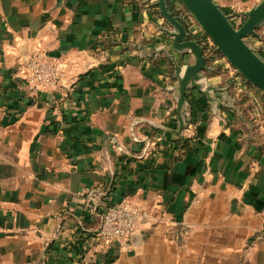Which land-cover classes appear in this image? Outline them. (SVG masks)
<instances>
[{
  "label": "crops",
  "instance_id": "crops-1",
  "mask_svg": "<svg viewBox=\"0 0 264 264\" xmlns=\"http://www.w3.org/2000/svg\"><path fill=\"white\" fill-rule=\"evenodd\" d=\"M213 1L237 23L261 0ZM155 3L0 0V264H264V93L227 84L215 57L209 97L189 90L181 136L163 130L177 77L162 50L194 60ZM250 39L264 60V24ZM32 53L63 64L59 87H28ZM123 200L148 220L102 243L100 203Z\"/></svg>",
  "mask_w": 264,
  "mask_h": 264
},
{
  "label": "water",
  "instance_id": "water-1",
  "mask_svg": "<svg viewBox=\"0 0 264 264\" xmlns=\"http://www.w3.org/2000/svg\"><path fill=\"white\" fill-rule=\"evenodd\" d=\"M182 6V14L178 15L179 8L168 0H156L159 15L166 23L162 28L165 35L171 40V48L182 55L190 53L193 63L186 65L182 71L180 65L165 52L171 59L177 77L175 85L177 127L163 128L167 132L179 135L185 127L186 94L189 90H197L209 97V90H204L199 81L202 73L208 70V59L203 53L202 46L189 32L191 23H195L212 42L215 49L227 62L252 86L264 93V60L246 42L247 37H257V30L264 24V0L245 13L244 19L235 27L230 16L226 15L213 0H177ZM184 12H187L184 15ZM182 72V73H181Z\"/></svg>",
  "mask_w": 264,
  "mask_h": 264
},
{
  "label": "built area",
  "instance_id": "built-area-1",
  "mask_svg": "<svg viewBox=\"0 0 264 264\" xmlns=\"http://www.w3.org/2000/svg\"><path fill=\"white\" fill-rule=\"evenodd\" d=\"M173 3L176 6L175 2ZM184 14H187V12H184ZM231 20H233V17L230 16ZM231 23L238 27L241 20L237 23L231 21ZM203 39L209 46H213L205 34H203ZM245 42L250 46L247 38ZM24 70L28 87L38 92H50L59 87L65 72L63 64L57 58L39 53L25 56ZM181 134L182 132L178 136H181ZM100 204L103 211L100 213L101 224L96 235L102 243H126L135 231L148 220L149 214L147 211L127 200L114 205L102 202Z\"/></svg>",
  "mask_w": 264,
  "mask_h": 264
},
{
  "label": "trees",
  "instance_id": "trees-1",
  "mask_svg": "<svg viewBox=\"0 0 264 264\" xmlns=\"http://www.w3.org/2000/svg\"><path fill=\"white\" fill-rule=\"evenodd\" d=\"M178 15H183L181 12H178ZM186 15V14H184ZM245 16H242V20L244 19ZM248 38V37H247ZM198 43L202 46L203 53L207 57L208 61L215 58V57H223L216 49L214 46H209L205 41H202L201 38H196ZM256 54L260 57V53L258 50H255ZM261 58V57H260ZM171 61V60H170ZM172 63H170V69L169 73H173V68H172ZM235 77L231 78V80L228 81L227 84L233 86L235 83H238L240 87H242L244 90H251V89H256L254 86H252L249 82H247L236 70H234ZM213 74V72H212ZM244 100V97L240 98L239 102H242ZM187 140L183 141V146L182 148H185ZM188 143V142H187ZM186 145V146H185ZM185 146V147H184Z\"/></svg>",
  "mask_w": 264,
  "mask_h": 264
},
{
  "label": "rangeland",
  "instance_id": "rangeland-1",
  "mask_svg": "<svg viewBox=\"0 0 264 264\" xmlns=\"http://www.w3.org/2000/svg\"><path fill=\"white\" fill-rule=\"evenodd\" d=\"M182 8V7H181ZM257 32H259V29L257 30ZM247 41H248V43H250L251 44V41H252V39H250L249 37L247 38ZM224 58V57H223ZM225 59V58H224ZM227 61V60H226ZM182 143H183V140L181 141ZM182 143H181V145H182Z\"/></svg>",
  "mask_w": 264,
  "mask_h": 264
}]
</instances>
